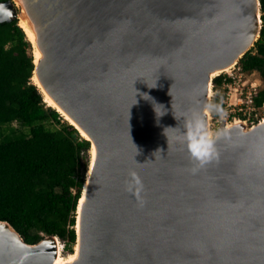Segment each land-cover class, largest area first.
I'll list each match as a JSON object with an SVG mask.
<instances>
[{"label":"water","instance_id":"95a60500","mask_svg":"<svg viewBox=\"0 0 264 264\" xmlns=\"http://www.w3.org/2000/svg\"><path fill=\"white\" fill-rule=\"evenodd\" d=\"M20 15L51 108L94 149L64 264H264V118L227 126L202 164L184 139L195 120L209 133L212 80L259 38V0L0 2V23ZM58 254L56 236L28 244L0 221V264Z\"/></svg>","mask_w":264,"mask_h":264},{"label":"trees","instance_id":"16d2710c","mask_svg":"<svg viewBox=\"0 0 264 264\" xmlns=\"http://www.w3.org/2000/svg\"><path fill=\"white\" fill-rule=\"evenodd\" d=\"M259 4V38L236 66L264 82V0ZM31 51L18 19L0 23V126H9L0 139V221L28 244L54 235L72 253L90 142L44 102L32 81ZM228 82L221 74L212 80L213 87ZM252 103L264 117V86ZM236 115L245 120L243 112Z\"/></svg>","mask_w":264,"mask_h":264},{"label":"rangeland","instance_id":"374dc122","mask_svg":"<svg viewBox=\"0 0 264 264\" xmlns=\"http://www.w3.org/2000/svg\"><path fill=\"white\" fill-rule=\"evenodd\" d=\"M32 56H33V47ZM236 65L229 69L227 72L222 73V76H226L231 79V82H228L221 87H213L211 84V90L209 95V106H208V121H209V132L211 139L216 135L221 133L227 126L233 124L237 121H244L246 126L250 127L256 124L259 120L263 119L262 108H256L254 111L249 110L245 114V120L238 118L235 111V107L240 103L239 95L243 93L246 96L251 94L253 96L254 90L257 92L261 90L264 86V82L257 72L243 73L239 71ZM33 81V80H32ZM236 104V105H235ZM47 105V104H46ZM223 105V107H220ZM48 106V105H47ZM235 117V118H234ZM64 119V118H63ZM65 120V119H64ZM66 121V120H65ZM254 121H257L256 123ZM13 126H16L15 124ZM9 131V126H0V139ZM82 137V136H81ZM84 139V137H82ZM87 159V168L89 167L90 162V150L88 151ZM87 170L85 172L86 177ZM60 241V240H59ZM61 244V241H60ZM75 245L72 247L74 252ZM72 252V253H73ZM61 256L66 258L70 252L60 251Z\"/></svg>","mask_w":264,"mask_h":264},{"label":"clouds","instance_id":"9594fccd","mask_svg":"<svg viewBox=\"0 0 264 264\" xmlns=\"http://www.w3.org/2000/svg\"><path fill=\"white\" fill-rule=\"evenodd\" d=\"M161 106L163 107V105ZM163 112L164 111H162L160 114H163ZM184 139L187 143L191 158L198 161L199 163L202 164L214 154L212 140L209 139L207 134L204 132V124L202 121L195 120L193 124L189 126L187 132L184 135ZM124 187L126 191L132 192L134 195H136L138 204L142 206L144 199L141 193L144 191V183L143 178L135 168H130L128 170L124 181Z\"/></svg>","mask_w":264,"mask_h":264},{"label":"bare ground","instance_id":"6f19581e","mask_svg":"<svg viewBox=\"0 0 264 264\" xmlns=\"http://www.w3.org/2000/svg\"><path fill=\"white\" fill-rule=\"evenodd\" d=\"M18 18H19V19H18V23H19V25L25 30L28 39H29L32 43H34V42H33V40H34V34H33V31L30 29V27H29V25H28L26 19H25L24 17L22 18L21 15L18 16ZM33 55H34L35 62H36V60H37V58H39L40 54H39V52H38V50L36 49L35 46H34V49H33ZM230 69H231V68H230ZM228 70H229V69H226V70H224V71H222V72L224 73V72H227ZM221 74H222V73H221ZM32 80H33V83L36 84V85L38 86L40 92L42 93V95H43V97H44V102H46L48 106L55 108L56 105L54 104V102H53V101L47 96V94H45V93L42 91V89L40 88L39 83H38V81H37L35 75H33ZM234 124H238V122H235ZM205 133L207 134L208 138L211 139L210 132L208 133V131H206ZM82 135L85 137V135H84L83 133H82ZM93 156H94V149L91 148V150H90V162H89V166L92 164V158H93ZM89 172H90V167H89L88 172H87V177H88V175H89ZM76 250H77V249H76V246H75V248H74V252L71 253V254H69L66 258H63V257L61 256L60 249H59V254H58V256H57V259H56L55 264H64L65 262H68V261L72 260V259L76 256Z\"/></svg>","mask_w":264,"mask_h":264},{"label":"built area","instance_id":"2783aa9c","mask_svg":"<svg viewBox=\"0 0 264 264\" xmlns=\"http://www.w3.org/2000/svg\"><path fill=\"white\" fill-rule=\"evenodd\" d=\"M239 69V68H238ZM240 71V69H239ZM225 84H223L224 86ZM256 90H254L253 92V96L256 95ZM251 94H248V96L245 97V95L243 93H240L239 95V98H240V103L237 105V106H234L235 107V111L237 112H243V114L245 115L249 110H252L254 111V108H253V103H252V97ZM236 105V104H235ZM59 249L60 251H64V242L62 241L61 244H60V241H59Z\"/></svg>","mask_w":264,"mask_h":264}]
</instances>
